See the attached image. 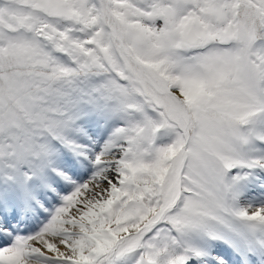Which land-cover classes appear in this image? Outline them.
Wrapping results in <instances>:
<instances>
[{"label":"snow or ice","instance_id":"6c2138e0","mask_svg":"<svg viewBox=\"0 0 264 264\" xmlns=\"http://www.w3.org/2000/svg\"><path fill=\"white\" fill-rule=\"evenodd\" d=\"M0 264H264V0H0Z\"/></svg>","mask_w":264,"mask_h":264}]
</instances>
